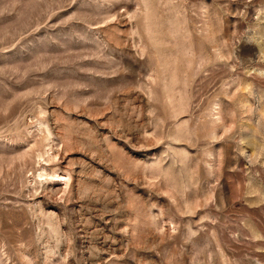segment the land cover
<instances>
[{
	"label": "rangeland",
	"instance_id": "1",
	"mask_svg": "<svg viewBox=\"0 0 264 264\" xmlns=\"http://www.w3.org/2000/svg\"><path fill=\"white\" fill-rule=\"evenodd\" d=\"M0 264H264V0H0Z\"/></svg>",
	"mask_w": 264,
	"mask_h": 264
}]
</instances>
